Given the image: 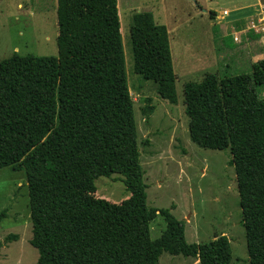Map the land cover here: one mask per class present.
Instances as JSON below:
<instances>
[{"label": "trees", "instance_id": "trees-1", "mask_svg": "<svg viewBox=\"0 0 264 264\" xmlns=\"http://www.w3.org/2000/svg\"><path fill=\"white\" fill-rule=\"evenodd\" d=\"M57 20V58L15 53L0 62V171L26 172L36 264H160L164 253L232 264L226 235L188 244L184 221L148 206L118 0H58ZM131 42L135 74L176 103L167 27L152 13L137 14ZM263 87L218 74L185 85L192 142L231 150L250 264H264ZM153 112L143 110L148 118ZM115 174L131 197L121 204L96 198V181ZM158 216L166 229L153 240Z\"/></svg>", "mask_w": 264, "mask_h": 264}, {"label": "rangeland", "instance_id": "rangeland-1", "mask_svg": "<svg viewBox=\"0 0 264 264\" xmlns=\"http://www.w3.org/2000/svg\"><path fill=\"white\" fill-rule=\"evenodd\" d=\"M261 1L262 8L252 7L251 0H118L128 83L142 153L141 165L144 183L148 186V206L170 210L178 220L184 221L188 244L210 243L225 233L231 241L232 264H250L246 234L241 225L242 208L236 174L230 164L233 157L230 149L206 150L192 142L185 113V85L202 82L206 74L236 76L250 73L245 60L249 62V56H257L259 52L264 56V32L263 38L256 39L255 33L247 29L253 22L264 26V0ZM57 6L58 0L0 1V62L15 53L57 58ZM237 9L244 13L249 10V19L234 27L230 19ZM143 13H152L156 23L166 26L170 34L177 75L176 103L162 98L157 84L143 80L134 72L132 20ZM217 26L219 38L230 35L229 48L224 49L222 43H218L222 52L217 51L219 48L214 41ZM234 29L236 35L243 33L239 42L234 41ZM255 83L264 85V79L256 78ZM146 107H154L149 118L143 114ZM147 140L149 147L143 144ZM123 180L124 177L118 174L99 178L96 198L114 204L128 200L131 194ZM30 210L26 172L11 167L2 169L0 264L38 262L39 253L30 243ZM165 229L163 217L158 216L151 225L152 239L160 238ZM13 236L17 239H12ZM160 264H200V261L164 253Z\"/></svg>", "mask_w": 264, "mask_h": 264}, {"label": "crops", "instance_id": "crops-1", "mask_svg": "<svg viewBox=\"0 0 264 264\" xmlns=\"http://www.w3.org/2000/svg\"><path fill=\"white\" fill-rule=\"evenodd\" d=\"M243 1H245V0H243ZM234 3H235V1L232 2V3H230V4H234ZM251 3H252L251 6L252 5L253 6H258V7H261V8L263 6L261 0H251ZM256 3H258V4H256ZM227 11L230 12V9H228ZM255 11L258 12L257 10H255ZM249 12L250 11L248 10L247 13H249ZM247 13L241 12L238 9L237 10H234V13L232 14V16L229 14L232 17V19H230L231 25L235 27V26H237V23L239 24V23L243 22L244 20H247V18L249 19V16L247 15ZM259 24H260V26H257L253 22L251 24V28H249V27L247 28L249 31L255 33V36H256L255 38L256 39L263 38L262 37L263 36L262 33L264 32V26L262 25L263 23H259ZM235 30L236 29H234V33H233L234 34V41L239 42V39L243 37V33L240 34V35H236L237 34V31L235 32ZM215 32H216V34H215V40L214 41L216 42V45H217V37L219 35V28H218V26L215 27ZM229 36L230 35H225V36H222L221 35L220 38H218L219 41H220V43H222V45L224 46L223 47L224 49L230 47V45H229V43H230L229 42L230 41L229 40ZM232 40H233V38H232ZM226 50H228V49H226ZM249 57H250V61L247 62V60H245V63L247 64L248 69L251 70V71H250L249 74H241V75H245L246 77H251L252 80H254V82L256 81V78H259V80L264 79V56H263V53L262 52H259L257 54V56H251L250 55ZM219 63H220V61H219ZM242 67H244V65H242ZM255 85L256 86H259V85H261V83H259V84H256L255 83ZM262 92L264 93V87L262 89ZM222 235H226V234L223 233V234H221V236Z\"/></svg>", "mask_w": 264, "mask_h": 264}]
</instances>
